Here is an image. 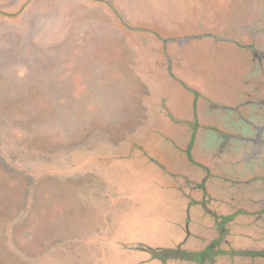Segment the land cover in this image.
<instances>
[{"label": "rangeland", "instance_id": "1", "mask_svg": "<svg viewBox=\"0 0 264 264\" xmlns=\"http://www.w3.org/2000/svg\"><path fill=\"white\" fill-rule=\"evenodd\" d=\"M233 2L0 0V264L39 262L44 240L34 239L65 216L75 193L87 203L88 174L102 169L125 190L108 195L120 213L105 264L175 263L185 234L163 215L189 220L171 179L181 172L194 106L201 114L206 108V98L187 85L224 97L240 66L227 42L192 37L222 34L217 20L237 30L242 20ZM185 37L192 40H174ZM201 200L191 208L193 234L196 220L223 232L221 214H201V207L222 204ZM234 239L240 250L221 264L261 257L259 240Z\"/></svg>", "mask_w": 264, "mask_h": 264}, {"label": "flooded vegetation", "instance_id": "2", "mask_svg": "<svg viewBox=\"0 0 264 264\" xmlns=\"http://www.w3.org/2000/svg\"><path fill=\"white\" fill-rule=\"evenodd\" d=\"M233 4V16L241 15L242 20L237 30L224 28L217 20L222 34L202 32L192 37L227 42L238 51L240 66L231 92L224 97L216 99L187 85L199 99L206 98V108L201 114L194 106L188 122L192 129L187 131L184 153L193 171L183 174L184 181H174L182 186L184 183V189L200 199L196 204L205 198L251 217L249 224L228 228L229 238L225 227L219 236L223 234L226 240H264V0H234ZM196 134L197 139L202 135L205 141L208 135L212 137L209 142L194 141ZM261 252L264 258V248Z\"/></svg>", "mask_w": 264, "mask_h": 264}, {"label": "crops", "instance_id": "3", "mask_svg": "<svg viewBox=\"0 0 264 264\" xmlns=\"http://www.w3.org/2000/svg\"><path fill=\"white\" fill-rule=\"evenodd\" d=\"M153 113L154 109L152 111V114ZM152 114H150V121H146L141 128H144L146 124L151 122ZM183 149L184 153L186 145ZM179 168L182 173L179 172V175L181 174L180 176L176 173L173 174L171 179L173 182H175V179L177 182L182 181L183 174L193 171V168L191 167V170L190 166H188L186 157H184L183 161H180ZM88 176H90V183H88L89 189L87 191L89 195L87 203H85V200H81L75 193L73 195L74 199L71 200V205H68L69 210L66 212L65 216L53 222L56 224L50 221L48 224L50 231L43 232L41 239H34L44 240L42 242V251L39 254V262L34 264H105L110 249L107 242L110 241V239L118 237L117 220L119 217L117 214L120 213V209L118 208L120 202L116 203L118 206L115 205V202L109 200L108 195H114L118 198L123 197L124 186L121 181L119 182L117 180H115L114 184L110 183V179L103 169L98 172H91ZM79 186L81 185L79 184ZM181 186L180 183L175 182L174 185H172L171 193L175 198L185 199L184 204H186L187 207L184 212L187 213V218H189L188 222L184 215L182 219L178 221L174 219L171 214V216H169V213L163 215L169 222L181 226L185 234L181 239L182 241L176 244L177 247H180L181 254L177 257L178 259H171L172 262L174 261V264H221L223 259L228 258L230 250L239 249H237L239 243L236 241L234 243L233 240H235V237H232L230 240H223V242H220L219 246L214 244L213 242L217 240L213 239L218 238L220 230L215 227L211 220L205 222L196 220V231L193 234L191 226L192 224L194 225V218L192 215L194 211H192L191 208L193 205H197L196 203L200 201V199L198 197L196 198L192 191H188V193L185 194L183 192L184 183L183 186ZM73 191L77 192L75 188ZM221 207L222 208L219 210L218 208L213 210L206 206L205 208L201 207V214L203 217L208 216L209 219H211L210 217H216L221 214L228 222V224L224 226L227 229L230 227L234 229L236 226L235 224L241 225L242 218L246 217L245 214L242 216L239 212H234V215L229 213L230 210L235 211L234 208L225 209L223 206ZM52 228L56 229V231H53ZM233 234L234 232H232V235ZM203 235L207 236L204 237ZM192 238L195 240H191ZM256 243L261 244L259 249L257 248L255 250L263 251L264 240H259ZM253 249V247L248 248L249 251ZM35 260L34 258V261ZM129 264H147V260H137ZM228 264H234L233 260L229 259ZM245 264H264V258L259 257L256 262H253L252 259L245 260Z\"/></svg>", "mask_w": 264, "mask_h": 264}, {"label": "water", "instance_id": "4", "mask_svg": "<svg viewBox=\"0 0 264 264\" xmlns=\"http://www.w3.org/2000/svg\"><path fill=\"white\" fill-rule=\"evenodd\" d=\"M176 42L178 43H184V42H187L190 40L189 37H185V38H177V39H174Z\"/></svg>", "mask_w": 264, "mask_h": 264}]
</instances>
